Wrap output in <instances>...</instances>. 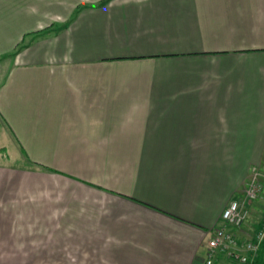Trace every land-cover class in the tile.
Segmentation results:
<instances>
[{
    "label": "crops",
    "instance_id": "crops-1",
    "mask_svg": "<svg viewBox=\"0 0 264 264\" xmlns=\"http://www.w3.org/2000/svg\"><path fill=\"white\" fill-rule=\"evenodd\" d=\"M254 168L264 0H0V261L205 264Z\"/></svg>",
    "mask_w": 264,
    "mask_h": 264
},
{
    "label": "built area",
    "instance_id": "built-area-1",
    "mask_svg": "<svg viewBox=\"0 0 264 264\" xmlns=\"http://www.w3.org/2000/svg\"><path fill=\"white\" fill-rule=\"evenodd\" d=\"M259 199H264V174L254 168L243 195L231 200L223 210L220 223L208 240L205 264H215L221 257L232 264H264V206L259 229L245 239L239 236Z\"/></svg>",
    "mask_w": 264,
    "mask_h": 264
},
{
    "label": "rangeland",
    "instance_id": "rangeland-1",
    "mask_svg": "<svg viewBox=\"0 0 264 264\" xmlns=\"http://www.w3.org/2000/svg\"><path fill=\"white\" fill-rule=\"evenodd\" d=\"M167 119H168V117H167ZM157 125L158 126H171V124H169L168 120L164 121L163 123H159ZM20 164H21V160L18 161L17 165H20ZM221 258H224V257H221ZM0 264H74V261L48 262V261H42V260H40V261H27V260H18V261L17 260H6V261H4L3 260V261H0ZM228 264H231V262H228Z\"/></svg>",
    "mask_w": 264,
    "mask_h": 264
}]
</instances>
